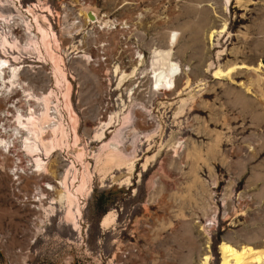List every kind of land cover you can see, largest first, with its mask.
<instances>
[{"label":"rangeland","instance_id":"1","mask_svg":"<svg viewBox=\"0 0 264 264\" xmlns=\"http://www.w3.org/2000/svg\"><path fill=\"white\" fill-rule=\"evenodd\" d=\"M30 4L59 39L92 181L79 196L75 227L57 184L71 165L77 176L84 167L70 141L64 85L55 84L51 65L35 51L20 49L25 88L36 97L53 91L50 113L63 122L71 146L46 159V171H36L16 139L15 113L40 114L44 103L14 86L0 90V138L9 141L8 148L0 145V264H196L204 253L209 264H219L222 241L263 244L264 183L248 181L249 167L264 162V0H231L226 9L223 0H16L20 13L9 4L0 10L18 15L11 30L21 43L28 25L36 33L24 11ZM87 8L111 25L90 24ZM225 20L228 33L211 43L207 34ZM170 31L178 32L170 58L182 71L164 92L151 84L150 55L167 49ZM242 63L250 69L213 77L216 68ZM250 102L262 108L253 110ZM242 118L245 130L234 133ZM117 128L135 155L131 171L103 164L101 146ZM256 148L262 155L247 162ZM213 155L217 168L208 160ZM109 211L113 220L103 228Z\"/></svg>","mask_w":264,"mask_h":264},{"label":"bare ground","instance_id":"2","mask_svg":"<svg viewBox=\"0 0 264 264\" xmlns=\"http://www.w3.org/2000/svg\"><path fill=\"white\" fill-rule=\"evenodd\" d=\"M230 3H231V0H223L224 8L226 9L227 6L230 5ZM8 4L10 5V8L14 9L13 12L14 11L16 12L17 10V12L20 13L21 10L19 11L16 8L17 7L16 0H0V9L4 5H8ZM33 5L35 6V4L28 5L27 7H25L24 11L31 13L34 19L36 33L30 30V27L33 26L32 23H31L32 25H28V26L26 25L29 31L27 30L28 35L24 43L19 42V40L16 37V34H14L11 30L13 28L11 25L15 23L14 19L18 15H16V13L6 14L2 12V10H0V26H2L3 28V30L1 29L2 31H0V90H3V88L9 89L14 86L15 88L21 90L22 93H25V94L27 93L26 98L28 100L31 99L32 97L33 98L35 97L37 100H41L44 103V109L43 111H41L40 114H36L34 111H32L24 115L18 109L16 110V113H15L17 114L16 115L17 125H16V128L14 129L16 133V139H19L24 149L32 157L33 159L32 165L35 166L36 171L38 172L46 171L47 162H45V160L52 157V155L58 150L69 148L71 146L70 141L72 142V146L74 148H78L77 150L75 149L76 150L75 158L76 160L81 161L82 164L84 165L82 172H80L79 176H77L78 170L76 169V166L71 165L72 171L67 170V172L61 176L60 181L57 182V184H60L61 187H63L64 189L63 192L59 195V200L66 203L67 210L65 211L66 212L65 214L68 218L71 219L73 225L75 227H78L77 216L81 215V209H80V205L78 202L79 196H84L89 193L90 191L89 183L90 181H92V174H91V171L89 170V163L88 162L84 163L83 161L82 148H79L80 139L77 133L78 116L73 110L72 103H71L70 94H71L72 87H71V82L68 79L67 74L64 69V58L62 54L59 53V50L61 49L59 39L55 31L53 30L51 23L48 22L47 26H44L42 24L41 19L43 20V22L44 21L47 22L48 21L47 17L41 14H35L32 11ZM21 8L23 9V7ZM95 10L96 9H92V8L86 9L85 11V14L87 15L86 20L90 24H95V23L99 24V27L101 28L110 26L111 25L110 21L108 20L100 21L99 16ZM202 14H201V17H202ZM203 17L201 18L202 21H203ZM18 18H21V17H18ZM226 22L227 21L225 20L221 24V26L219 25L218 29H212L211 31H209L207 35L211 43H213V39L215 36L221 35L222 33L224 34L228 33ZM167 37H168L167 49L162 50V49L155 48L152 50V55H150L152 56V60L150 62L151 64L150 69H151V75H152L151 84L154 87V89L156 88V89L164 90V92H170L175 87V82L177 78L180 76L181 71H182L180 70L179 64L177 62L172 61V59L170 58L171 48L176 43L178 32L170 31ZM20 49H25V50L27 49V50L35 51L38 58H43L45 61H47L48 64L51 65L52 70H53V76L55 79V84L60 88L61 86L60 84L63 83L64 91L62 92V98H63L64 109L67 110L68 119L70 122L69 125L71 127V133H70L71 140L69 139L70 135H68V130L65 128L61 119H58L53 114V112L50 113V108H51L50 104L52 101L51 96L53 94V91L50 90L48 93H45L39 97H36V96H33L34 94L32 95L30 92H28L27 88H25V86L28 83L26 82L25 79H22V72L26 65H24L22 62L17 61V59L19 58L17 56V53ZM138 58H141V57L139 56ZM261 66H262L261 62H259L257 67H261ZM238 69H250V68L248 67V65L244 63L240 65L229 64L226 66L225 70L224 68L223 69L216 68L213 72V77L219 78L223 76H228ZM124 75L125 74L123 73L122 77ZM186 84L187 83H185V85ZM246 90L248 91L249 87H247ZM9 91H12V90H9ZM248 106L253 110L262 108L258 104L252 103V102H250ZM128 119L127 120L130 121V118ZM240 120L242 121V124L234 130V133L237 130H241L240 133H242L245 130L244 128L245 119L242 118ZM117 129L116 131L114 130L115 131L114 136L110 138L109 141L104 142L101 146V149L106 152L105 157L103 158L104 159L103 164L107 166V168L115 166V167H118L119 170L122 168H127L129 171H131L134 166L135 155L133 154L134 153L133 151H127L124 148L123 138H121L123 133L121 135V130L119 128ZM104 136H105V132L103 131V129L101 132H97L96 134V137L99 139L100 138L103 139ZM132 143H131V147H132ZM0 145L3 147H7L9 146V141L3 138H0ZM256 150H258V148H256ZM256 150L255 149L249 150L251 152L249 154V157L248 158L246 157L247 162L249 161L250 163L251 161H254L255 158H259L262 155L263 150L262 151H259V150L256 151ZM212 151L214 152V150ZM236 153H238V151H236ZM100 154L101 153H98L96 155L97 162H100L102 160ZM247 156H248V153H247ZM208 160L210 161L211 164L214 165L215 168H217V165L215 164V161L217 160L216 155H213L212 157L208 158ZM229 163L231 164V162ZM237 166H239V164ZM143 167L144 169L147 168V162L143 164ZM249 169H251L253 172L259 171V173L253 174L252 172V175L249 176L248 182L264 183V162H260L259 164H255L254 166L252 165L251 167H249ZM70 171H71L72 180L71 182H68L69 181L68 174L70 173ZM236 178H238V176ZM75 180H77L76 185L73 184ZM120 183H123V182H120ZM70 185L71 186L74 185L73 186L74 190L70 189ZM46 187L49 190L55 189L54 185H51L49 183L46 184ZM113 217H114L113 211L107 212L106 214L102 216L100 220V225L103 228L107 227L111 223V220H113ZM260 221L258 220L257 222H260ZM257 246L258 247L256 246L254 247L250 243H242L239 245H233L229 241H222L218 247L219 252L221 254V261L219 264L261 263L264 260V243L263 244L257 243ZM210 258L211 257L208 253H204L203 256L198 260L196 264H209Z\"/></svg>","mask_w":264,"mask_h":264}]
</instances>
